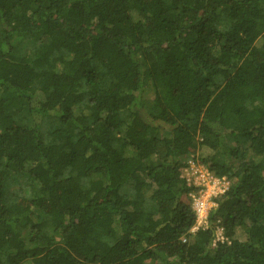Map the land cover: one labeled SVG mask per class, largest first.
<instances>
[{"label": "trees", "instance_id": "trees-1", "mask_svg": "<svg viewBox=\"0 0 264 264\" xmlns=\"http://www.w3.org/2000/svg\"><path fill=\"white\" fill-rule=\"evenodd\" d=\"M0 264H264V0H0Z\"/></svg>", "mask_w": 264, "mask_h": 264}, {"label": "built area", "instance_id": "built-area-1", "mask_svg": "<svg viewBox=\"0 0 264 264\" xmlns=\"http://www.w3.org/2000/svg\"><path fill=\"white\" fill-rule=\"evenodd\" d=\"M186 175L193 177L196 184L201 185L199 194L194 196L193 207L197 213V225L193 230L199 226H206L207 216L210 209L216 206L213 197L219 193H224L228 188V181L225 178H218L214 176L209 170L203 166L196 164L195 160H190L188 167L184 169ZM200 223H203L199 225ZM224 240L222 228L217 231V240Z\"/></svg>", "mask_w": 264, "mask_h": 264}, {"label": "rangeland", "instance_id": "rangeland-1", "mask_svg": "<svg viewBox=\"0 0 264 264\" xmlns=\"http://www.w3.org/2000/svg\"><path fill=\"white\" fill-rule=\"evenodd\" d=\"M201 224H203V223H200L199 225H201Z\"/></svg>", "mask_w": 264, "mask_h": 264}]
</instances>
